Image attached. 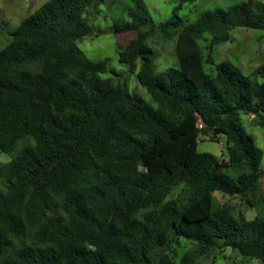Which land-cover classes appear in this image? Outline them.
<instances>
[{
    "label": "trees",
    "instance_id": "1",
    "mask_svg": "<svg viewBox=\"0 0 264 264\" xmlns=\"http://www.w3.org/2000/svg\"><path fill=\"white\" fill-rule=\"evenodd\" d=\"M107 1L49 0L0 50V151L13 156L0 168V264H198L228 248L264 264L263 151L241 123L253 115L264 127V64L245 75L214 58L234 29L264 30V3L184 24L181 6L195 0H181L157 24L145 0H131L113 32L136 33L119 61L147 102L77 44L93 31L89 9ZM154 36H178L176 67L156 71ZM210 130L226 138L222 160L198 151ZM173 236L193 244L179 261L157 254Z\"/></svg>",
    "mask_w": 264,
    "mask_h": 264
},
{
    "label": "rangeland",
    "instance_id": "2",
    "mask_svg": "<svg viewBox=\"0 0 264 264\" xmlns=\"http://www.w3.org/2000/svg\"><path fill=\"white\" fill-rule=\"evenodd\" d=\"M49 0H0V50H2L11 41V33L21 24V22L39 9ZM181 0H145L147 8L154 22L159 24L169 20L174 13L175 8ZM246 0H195L193 2L183 3L179 16L184 24L197 21L200 14L205 11L224 9L240 4ZM264 3V0H257ZM132 7L131 0H108L100 4L97 8H91L88 12V18L93 26L91 35L77 42L79 48L85 55L93 60L100 61L109 59V65L115 69L121 76L115 77L111 74H104V78H113L116 84L126 83L128 89L135 94L140 95L147 102H151L147 90L140 85L136 73L129 72L128 67L119 61V47H125L132 39L136 37L135 32H128L115 35L113 32L114 21L117 19L129 20L127 9ZM205 40L200 41L201 46L207 45ZM178 36L170 40H160L152 37L149 44L156 52L155 65L157 72H163L168 68L177 66L175 57V47ZM214 58L216 63L231 62L239 67L245 75H251L262 64H264V30H253L246 28H236L231 32V40L217 45L214 48ZM206 71L212 74L214 67L206 64ZM140 69L138 62L137 72ZM241 123L247 132L253 136L256 145L263 151L262 168L264 169V127L257 125V117L253 115L241 116ZM204 134L198 141V151L200 153H210L220 160L226 157L225 136H213ZM13 156L0 151V168L10 163ZM264 184V181H263ZM1 185V181H0ZM180 189H177L171 198H174ZM215 198L227 207L233 208L234 212L241 214L248 220L257 216L256 209H248L236 198L223 196L216 192ZM193 247L190 241L183 238L172 237L167 247L160 249L157 254L170 253L179 261L180 258ZM198 264H263L254 258H245L239 251L231 248L223 253L203 257Z\"/></svg>",
    "mask_w": 264,
    "mask_h": 264
},
{
    "label": "water",
    "instance_id": "3",
    "mask_svg": "<svg viewBox=\"0 0 264 264\" xmlns=\"http://www.w3.org/2000/svg\"><path fill=\"white\" fill-rule=\"evenodd\" d=\"M209 134H210L211 136H215V135H216V130H210V131H209Z\"/></svg>",
    "mask_w": 264,
    "mask_h": 264
}]
</instances>
